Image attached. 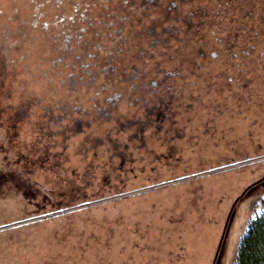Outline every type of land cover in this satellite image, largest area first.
Segmentation results:
<instances>
[{"label": "rangeland", "instance_id": "obj_1", "mask_svg": "<svg viewBox=\"0 0 264 264\" xmlns=\"http://www.w3.org/2000/svg\"><path fill=\"white\" fill-rule=\"evenodd\" d=\"M263 210L264 0H0V264H237Z\"/></svg>", "mask_w": 264, "mask_h": 264}, {"label": "trees", "instance_id": "obj_2", "mask_svg": "<svg viewBox=\"0 0 264 264\" xmlns=\"http://www.w3.org/2000/svg\"><path fill=\"white\" fill-rule=\"evenodd\" d=\"M237 264H264V210L251 222L241 242Z\"/></svg>", "mask_w": 264, "mask_h": 264}]
</instances>
